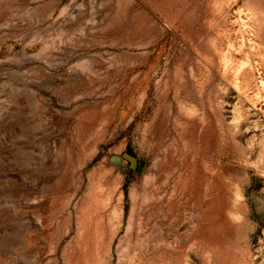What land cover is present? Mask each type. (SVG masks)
<instances>
[{
  "label": "rangeland",
  "instance_id": "1",
  "mask_svg": "<svg viewBox=\"0 0 264 264\" xmlns=\"http://www.w3.org/2000/svg\"><path fill=\"white\" fill-rule=\"evenodd\" d=\"M0 264H264V0H0Z\"/></svg>",
  "mask_w": 264,
  "mask_h": 264
}]
</instances>
